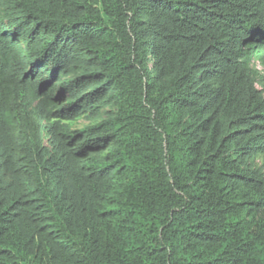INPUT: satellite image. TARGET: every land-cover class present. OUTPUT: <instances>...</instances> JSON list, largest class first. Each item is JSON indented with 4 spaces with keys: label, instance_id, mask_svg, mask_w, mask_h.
<instances>
[{
    "label": "trees",
    "instance_id": "trees-1",
    "mask_svg": "<svg viewBox=\"0 0 264 264\" xmlns=\"http://www.w3.org/2000/svg\"><path fill=\"white\" fill-rule=\"evenodd\" d=\"M258 64L264 0H0V264H264Z\"/></svg>",
    "mask_w": 264,
    "mask_h": 264
},
{
    "label": "rangeland",
    "instance_id": "rangeland-1",
    "mask_svg": "<svg viewBox=\"0 0 264 264\" xmlns=\"http://www.w3.org/2000/svg\"><path fill=\"white\" fill-rule=\"evenodd\" d=\"M258 67H259V70L262 72V75L264 76V67L259 64H258ZM259 88L262 89V85H260Z\"/></svg>",
    "mask_w": 264,
    "mask_h": 264
},
{
    "label": "clouds",
    "instance_id": "clouds-1",
    "mask_svg": "<svg viewBox=\"0 0 264 264\" xmlns=\"http://www.w3.org/2000/svg\"><path fill=\"white\" fill-rule=\"evenodd\" d=\"M258 69H259V67H258Z\"/></svg>",
    "mask_w": 264,
    "mask_h": 264
}]
</instances>
